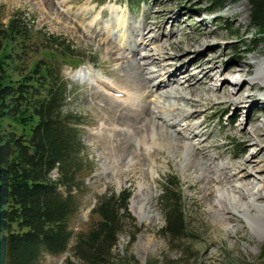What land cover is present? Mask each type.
Masks as SVG:
<instances>
[{"label": "rangeland", "instance_id": "374dc122", "mask_svg": "<svg viewBox=\"0 0 264 264\" xmlns=\"http://www.w3.org/2000/svg\"><path fill=\"white\" fill-rule=\"evenodd\" d=\"M49 1L0 0V29L5 31L0 38V64L6 71L5 75L10 74L12 80L21 79L31 77L30 71H34L37 64L60 65L62 76L67 81L64 110L76 118V127L82 133L80 155L85 159L78 176L84 185L77 194L78 210L69 218L73 238L67 251L58 255L45 254L40 264L75 261L71 253L74 236L86 231L92 219H98L91 212L97 197L123 188L132 191L129 211L136 231L119 235L113 251L114 261L116 257L126 256L138 264H264V217H258L254 230L244 216L238 214L231 215L229 229L214 221L210 204L223 176L221 179L217 174L209 179L198 177L201 165L197 168L187 166L191 158L189 152L174 155L165 149L154 147L147 151L143 148L139 140L145 134L150 138L153 124L140 125L136 109L144 110L155 99L142 98L145 90L136 77L137 70L129 69L119 59L121 54L128 58L135 54L142 59L144 53H156L154 57L160 58L161 65L167 66L203 53L204 57L201 59L199 56V59L206 62L210 59L211 65L213 62L219 71L225 69V73H231L233 67L249 70L247 74L243 72L236 76L243 79L241 91L255 95V109L248 105L242 108L232 105L229 99L233 88L226 82L215 97L208 99V85L197 86L193 98L198 100L196 108L200 110L197 119L182 118L184 113L178 111L167 115L155 110L154 115L163 117L173 130L192 138L191 141L197 143L205 154L216 156L217 163L231 160L247 169L264 168V161L255 163L253 167L244 166V156L253 152L248 149L246 153L245 148L249 144H260L259 138L249 132L253 125L264 122V99L260 96L264 86L253 90L249 84V79L255 74V59L264 57V41H259L256 33L249 31V1L238 0L215 14L203 11L205 7L200 0H138L136 3L130 0ZM195 9L202 10L195 15ZM11 20L19 26V34L6 31ZM120 22H123L118 33L121 39L113 35ZM141 32L149 33L145 43L138 37ZM52 37L63 39L73 52L56 48L52 45ZM110 38L119 49L121 47L119 55L106 52L104 40ZM146 44V49H142ZM250 49H253L251 53ZM147 65L145 77L149 79V70L155 65ZM82 71H89L88 78H80ZM195 77L201 78L202 75L195 74ZM158 82L159 78L153 80L154 84ZM106 85L125 90L139 100L127 101L126 97L109 91ZM159 94L157 91L154 97ZM177 104L186 103L179 101ZM150 105L154 109V105ZM186 108L193 112L197 110L188 104ZM249 119L253 122L250 123ZM197 123L204 126L201 135L193 138L192 132H186L185 127ZM139 125L141 129L137 127ZM1 127L4 131L13 129L17 134L26 130L8 117L1 121ZM173 137H170L171 142ZM203 140V146L198 144ZM131 144L139 147L138 152L143 154L139 155L138 164ZM255 149L259 146L256 145ZM262 156L264 160V151ZM88 165H92L90 171ZM56 176L54 170L51 177ZM169 176L178 182L189 228L195 235L192 240L183 239L178 248L174 244L169 246L159 232L163 225L160 198ZM259 176L264 177V171ZM140 184L144 186L140 188ZM141 203H144L145 213L138 209ZM258 203L264 204V198ZM256 211L253 208V212Z\"/></svg>", "mask_w": 264, "mask_h": 264}, {"label": "trees", "instance_id": "16d2710c", "mask_svg": "<svg viewBox=\"0 0 264 264\" xmlns=\"http://www.w3.org/2000/svg\"><path fill=\"white\" fill-rule=\"evenodd\" d=\"M237 1L200 0V4L203 11L215 14ZM248 1L249 31L264 41V0ZM6 31L19 34L20 29L11 20ZM4 32L0 29V38ZM52 38L56 48L73 52L63 39ZM36 66L31 77L12 80L0 64V264H40L45 254L67 251L73 238L69 218L78 210L77 194L84 185L78 176L85 159L80 155L82 133L76 118L64 110L67 81L61 66ZM5 117L26 130L20 134L2 130ZM54 170L57 176L52 178ZM131 195L129 188H123L97 197L91 212L98 219L74 236L75 261L68 264H138L126 256L113 259L119 235L136 231L129 211ZM160 204L159 232L169 246L178 248L183 239L195 238L175 177L167 178Z\"/></svg>", "mask_w": 264, "mask_h": 264}, {"label": "bare ground", "instance_id": "6f19581e", "mask_svg": "<svg viewBox=\"0 0 264 264\" xmlns=\"http://www.w3.org/2000/svg\"><path fill=\"white\" fill-rule=\"evenodd\" d=\"M43 1L45 3L50 2L49 0ZM51 5L52 4L49 6ZM96 23L98 24V20ZM121 24H123V22L118 23V29L113 34L116 37H119L118 33L121 30ZM148 34L149 33L141 32L138 35L142 43H145L144 41L146 40ZM104 44L106 52L113 55H119L118 51H120L121 47L119 49V46H117L118 44L116 45L111 38L109 40H104ZM126 46L129 48L130 45L127 44ZM146 47L147 44L143 46L142 49H146ZM131 52L136 53L135 50H131ZM134 55L135 54L132 55V58H128L121 54L119 59L124 61L123 63H126L129 69L134 68L137 70L136 77H138L141 82V88L145 90L142 98L152 97L155 99V101L150 103L154 105V109L150 104H148L144 110H140V108L136 109L138 113L137 117H139V121H141L140 125H143L142 123H146L148 125L153 124L150 128V138L148 139V136L145 134L139 140L143 148L147 151H152L151 149L154 147L165 149L172 152L174 155L182 151L189 152L191 158L189 159V164L187 166L197 168L198 165H201V172L198 177L203 176L205 179H209L211 176L217 174L218 178L221 179V176H223V181H221L222 183L218 186L215 196L210 204V209L214 214V221L222 228L229 229L228 222L231 215L238 214L244 216L249 227L254 230L256 228L255 222L258 220V217H264V204L258 203L261 198H264V177L259 176L261 171H264V168L247 169L245 167L235 165V163L231 160L217 163L216 156L215 159V157L205 154L203 152L204 150L202 151L201 147H199L197 143L195 144V142L193 143L191 141L192 138L185 136L184 133L181 134V131L177 132L173 130V127L167 124L163 117L154 115L155 110L167 115H172L171 113L178 111L184 113L182 118L187 120L197 119L200 114V110L196 108L198 100H193L194 96H196L194 93L197 91V86L202 84L208 85L210 92V94L206 97L208 99L210 97H215L219 93L221 86L226 82H228V84L230 83L233 88L229 99L231 103H233L232 105H236L241 108L248 105L250 108L255 109L257 106V99H255V95L246 91H241L243 87V79L240 76H236L237 74L243 72L247 74L249 70H240L233 67L230 69L231 73H225V69L223 71H219L218 66L214 65L213 62V65H211L210 59L207 62L205 60H201L202 57H204L203 55H205L203 53L199 54L196 58H191L189 56L186 57V59L178 60V62L170 63V65L167 64V66L161 65L162 60L154 57L156 56V53H144L142 54V59H138L137 56ZM199 56L201 59H199ZM219 60L221 61L222 59L220 58ZM150 63L154 64L155 68L149 70L151 76L147 79L145 77V68L146 65ZM174 63H177V66H175ZM254 64L256 67L255 74L249 79V84L253 90L261 85L264 86V57H257ZM82 72L83 73L79 74L80 78H88L89 71ZM195 74H201L202 77L196 78ZM157 78H159V82L154 84L153 80H156ZM106 88L120 97H126L127 101L132 102L133 100H139V98L137 99L136 97L131 96V94H128L125 90H117L113 86L111 87L108 85H106ZM154 90H156V92L158 91V93L160 92L159 96L156 98L154 97V93H156ZM260 96L264 99V92H262ZM142 98L140 97V100ZM179 101H184L186 104L195 107L197 110L194 112L193 110L190 111L186 108V104H177ZM156 119H158V121ZM249 122L251 123L253 120L249 119ZM140 125L137 127L141 129L142 126L140 127ZM203 126V123H197L193 126L185 127V131L192 132L194 135L193 138H198L201 135ZM249 133L252 134V136L254 135L255 137H258L260 143L249 144L250 146L245 148L246 153L248 149L253 150V152L244 156V166L248 165L249 167H253L255 163H262L264 161L262 156L264 151V122L259 125H253ZM171 136H174L172 138V142L170 140ZM204 143L205 140L198 144H202L203 146ZM256 145L259 146V149L257 150L255 149ZM126 147L127 146L124 145V148ZM130 148H134L133 157L136 160L135 163L138 164L139 158L140 156H143V154L142 152H138L139 147L137 148L134 144H131ZM148 154L150 155V153ZM134 159H132L131 162H133ZM153 170L151 171V175L154 174ZM251 178H253V180ZM143 186V184H140V188ZM143 204L141 203V205L138 206V209L145 213L146 208ZM253 208L257 211L253 212Z\"/></svg>", "mask_w": 264, "mask_h": 264}]
</instances>
